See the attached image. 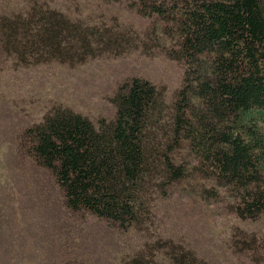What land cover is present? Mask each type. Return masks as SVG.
Here are the masks:
<instances>
[{"label": "trees", "instance_id": "trees-1", "mask_svg": "<svg viewBox=\"0 0 264 264\" xmlns=\"http://www.w3.org/2000/svg\"><path fill=\"white\" fill-rule=\"evenodd\" d=\"M133 3L138 13L165 22L162 35L117 19H74L39 0L0 14L2 49L19 66L77 65L135 51L187 65L173 104L156 84L134 77L112 98L114 120L96 126L70 108H56L28 131L31 151L55 175L69 208L154 239L123 264H165L156 252L166 243L169 264H209L155 237V204L186 176L189 162L178 160L177 150L188 148L220 184L237 190L240 218L264 213V0ZM256 242L242 243L255 249Z\"/></svg>", "mask_w": 264, "mask_h": 264}, {"label": "rangeland", "instance_id": "rangeland-1", "mask_svg": "<svg viewBox=\"0 0 264 264\" xmlns=\"http://www.w3.org/2000/svg\"><path fill=\"white\" fill-rule=\"evenodd\" d=\"M28 1L0 0V14L20 11ZM39 1L74 19H117L141 33L162 35L165 25L156 15L138 13L133 0ZM186 69L185 62L140 51L77 65L19 66L0 43V264H123L154 240L87 210L69 208L55 175L33 156L28 131L59 107L83 114L96 126L114 120L112 98L134 77L156 84L173 104L185 85ZM177 158L189 162V169L157 200L155 237L171 239L209 264H264L258 255L264 252V213L240 218L237 190L211 176L196 152L182 148ZM253 238L255 249L242 243ZM159 246L156 254L169 264L162 254L167 243Z\"/></svg>", "mask_w": 264, "mask_h": 264}]
</instances>
